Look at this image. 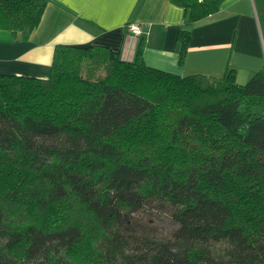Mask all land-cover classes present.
Wrapping results in <instances>:
<instances>
[{
  "label": "trees",
  "instance_id": "16d2710c",
  "mask_svg": "<svg viewBox=\"0 0 264 264\" xmlns=\"http://www.w3.org/2000/svg\"><path fill=\"white\" fill-rule=\"evenodd\" d=\"M223 1L171 0L179 63ZM47 2L0 0V30L27 39ZM150 198L174 207L171 238L125 233ZM0 264H264V67L182 76L139 42L131 61L61 44L47 78L0 73Z\"/></svg>",
  "mask_w": 264,
  "mask_h": 264
},
{
  "label": "crops",
  "instance_id": "0c3cea01",
  "mask_svg": "<svg viewBox=\"0 0 264 264\" xmlns=\"http://www.w3.org/2000/svg\"><path fill=\"white\" fill-rule=\"evenodd\" d=\"M129 23L140 33L129 32ZM185 27L183 8L171 0H48L27 39L0 30V73L47 78L61 44L102 46L131 61L139 42L147 65L182 76L220 77L234 69L244 84L264 67V0H224L216 13L189 25L179 63L177 37Z\"/></svg>",
  "mask_w": 264,
  "mask_h": 264
},
{
  "label": "rangeland",
  "instance_id": "374dc122",
  "mask_svg": "<svg viewBox=\"0 0 264 264\" xmlns=\"http://www.w3.org/2000/svg\"><path fill=\"white\" fill-rule=\"evenodd\" d=\"M173 209L172 204L165 200L150 198L132 214L125 233L158 240L171 238L178 226L172 217Z\"/></svg>",
  "mask_w": 264,
  "mask_h": 264
},
{
  "label": "built area",
  "instance_id": "2783aa9c",
  "mask_svg": "<svg viewBox=\"0 0 264 264\" xmlns=\"http://www.w3.org/2000/svg\"><path fill=\"white\" fill-rule=\"evenodd\" d=\"M127 27H128L129 32L131 33H134V34L140 33V27L136 23H129Z\"/></svg>",
  "mask_w": 264,
  "mask_h": 264
}]
</instances>
